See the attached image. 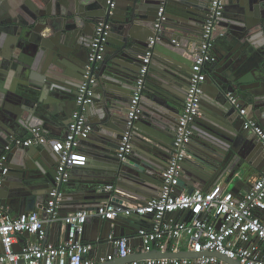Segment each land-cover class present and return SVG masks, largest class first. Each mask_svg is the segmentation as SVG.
Here are the masks:
<instances>
[{
	"label": "water",
	"instance_id": "95a60500",
	"mask_svg": "<svg viewBox=\"0 0 264 264\" xmlns=\"http://www.w3.org/2000/svg\"><path fill=\"white\" fill-rule=\"evenodd\" d=\"M107 1L0 0V153L10 134L26 136L37 126L52 131L60 141L56 148L50 137L44 144L18 148L13 162L19 166L9 167L2 186L7 194L0 195L7 205H18L14 208L18 215L40 212L48 203L93 34L103 20L111 23V33L93 64L97 82L91 104L98 103L102 110L77 148L71 177L60 186L65 193L61 203L70 204L72 211L94 209L100 204L99 185L108 183L115 184L117 204L119 199L147 202L162 189L209 0H167V19L154 46L141 100L145 128L137 132L140 123H135L134 148L126 160L118 157L117 149L127 130L142 56L155 36L162 0H112V7ZM220 33L216 44L221 53L217 50L216 61L206 68L201 113L193 124L195 161L183 168L179 180V187L189 192L207 190L222 180L224 187L232 183V190L239 192L246 165L255 169L251 177L264 173V167L253 163L256 157L264 159V139L243 127L244 118L229 99L230 94L238 97L249 117L264 129V0H226L216 36ZM157 71L159 81L150 76ZM94 222L99 234L91 242L101 256L115 252V241L133 237L141 227L135 217H97ZM55 226L63 229L58 221L46 227L48 234ZM202 255L223 258L217 252L153 249L99 264Z\"/></svg>",
	"mask_w": 264,
	"mask_h": 264
},
{
	"label": "built area",
	"instance_id": "2783aa9c",
	"mask_svg": "<svg viewBox=\"0 0 264 264\" xmlns=\"http://www.w3.org/2000/svg\"><path fill=\"white\" fill-rule=\"evenodd\" d=\"M107 2L109 6H113L112 0ZM166 7L167 0H162L155 23V36L149 38L147 50L142 56L136 89L128 110L127 130L117 149L121 160H126L133 152L132 129L142 116L141 100L154 55V46L160 38L159 32L163 22L167 19ZM225 8L226 0H210L208 4L200 43L194 54L184 108L174 136L173 155L163 175L160 195L144 203L136 202L126 206L121 202L120 205L117 204L115 184L108 183L98 187V192L109 194V198L94 211L97 217H149L151 226L140 227L133 237H122L115 241V252L98 259H90L87 256L95 250V244L83 240L90 212L81 210L65 217L59 214L65 194L60 186L71 177L74 151L92 131V126L87 120V110L94 102V87L97 82L93 64L105 51L111 33V23L103 20L95 28L89 63L85 67L83 82L77 92L72 119L61 142L60 160L48 203L40 212L31 211L21 215H14L6 206L0 207V239L5 247L4 253L0 254V263L99 264L133 254L136 250L132 241L137 238L143 241L141 252H150L156 243L162 251L217 252L222 254L223 258L220 259L217 255H202L193 259L162 257L136 260L130 264H232L227 263L225 258L237 259L241 264H264V173L252 183L249 190L243 192L229 189L227 186L230 184L224 187L223 180L204 191H179L183 163L189 158V145L194 135L193 124L201 113L206 68L216 61V39L220 36H216V33ZM229 99L237 107L239 115L244 118L243 127L264 139V129L249 117L247 107L242 105L236 96L230 94ZM48 138L40 126L32 128L26 136L14 133L8 136L0 153V189L9 170L11 152L16 148L44 144ZM58 221L65 225L67 237L58 243L47 242L46 227ZM25 233L33 236L35 241L24 247L21 252H16L14 245L17 237ZM21 260L23 262H20Z\"/></svg>",
	"mask_w": 264,
	"mask_h": 264
},
{
	"label": "crops",
	"instance_id": "0c3cea01",
	"mask_svg": "<svg viewBox=\"0 0 264 264\" xmlns=\"http://www.w3.org/2000/svg\"><path fill=\"white\" fill-rule=\"evenodd\" d=\"M209 2H210V0L208 1V3L207 4H209ZM208 8V7H207ZM207 13V12H206ZM227 28H229L227 25H223L222 27H221V29L222 30H225V31H227ZM202 31V30H201ZM223 33H225V32H223ZM221 36H222V34H220V36L219 37H217V39H220L221 38ZM216 39V40H217ZM218 45H219V43H217L216 44V46H215V52H217V50L221 53V51H220V49H219V47H218ZM252 55H254L253 53H251ZM161 56H165L163 53H161ZM258 57V56H257ZM150 76H151V78L153 77V78H155V80H158L159 81V76H161V73H159L158 71H157V73H152L151 72V74H150ZM148 80V79H147ZM148 82V81H147ZM147 88V87H146ZM185 90H186V92H187V87L185 88ZM201 102H202V100H201ZM100 110H102V107H100V105L98 104V103H96V104H94V105H90V107L88 108V110H87V120H88V122L91 124V126L93 125L92 124V122L94 121V122H97L98 120H97V115H98V113H99V111ZM200 116V115H199ZM140 119H141V121H140ZM139 120H138V122L140 123V128H137V132H142L143 130H144V128H145V124H144V122L142 121V117L140 118ZM43 128V127H42ZM92 128H93V126H92ZM44 129V128H43ZM44 131L46 132V134H47V136L48 137H50L51 138V147L52 148H56L57 146H58V144L60 143V141L57 139V137L54 135V134H51L52 133V131L50 132V133H48L45 129H44ZM67 131V130H66ZM250 131V130H249ZM253 132V131H252ZM28 135V134H27ZM6 141H7V139H6ZM62 142V141H61ZM194 141L192 140L191 141V143H190V145H189V158H187V161L188 162H186V160L184 161V163H183V168L185 167V169H188V168H190L191 166L189 165V163H190V161H192V162H194L195 161V156H194V153H195V148H194ZM193 145V146H192ZM4 146H5V144H4ZM4 146H3V149H4ZM133 146H134V144H133ZM3 151V150H2ZM17 153H18V148H16V149H14L12 152H11V155H10V160H9V167H11V166H19V164L18 163H15V162H13L14 161V159L15 160H17V158H16V155H17ZM77 155H78V150L76 149L75 151H74V157L76 158L77 157ZM85 155H86V153H85ZM58 156H59V158H58V160L60 159V153L58 154ZM87 156V155H86ZM257 159L256 160H254V165H256V166H261V167H264V159L263 158H261V157H256ZM75 163V162H74ZM135 163V162H134ZM245 168V167H244ZM10 169V168H9ZM246 169H248V171L246 172L245 171V174H244V176H243V179H242V184H240V186H241V191L243 192V191H247V190H249L250 189V187L252 186H250V183L252 182H254L257 178H255V177H251L250 175H251V172H254L255 171V169L252 167V166H248V165H246ZM183 173H184V171H183ZM182 173V174H183ZM219 183H221V182H219ZM218 184V183H217ZM216 185V184H215ZM233 184L231 183L229 186H227L229 189H232L233 188ZM211 188V187H210ZM194 190H203V189H198V188H196V189H194ZM179 191L180 192H188V190L187 189H185V188H182V187H179ZM204 191V190H203ZM160 192H161V190L160 191H158L156 194H158V195H156L155 197H158L159 195H160ZM2 193V194H1ZM5 194H7V190H5V188H2L1 190H0V195H2V197L5 195ZM98 196H99V198H100V204H102V203H104V201H106L109 197H108V195H106V194H101L100 195V193L98 192V189H97V193H96ZM0 198V207L1 206H6V207H8L10 210H11V212L14 214V215H18L16 212H15V209L14 208H16V209H18L19 207H18V205H16V204H13L12 206H10V205H7L6 203H7V201H6V199L5 198ZM120 198V197H119ZM120 201H121V203L122 204H124V205H129L130 203H132V202H128V201H125V200H122V199H119ZM146 202V201H145ZM6 205H5V204ZM134 203V202H133ZM136 203V202H135ZM137 203H140V202H137ZM144 203V202H143ZM100 204L99 205H96L95 206V208L94 209H91V210H87V211H89L90 212V215H89V219H88V222H87V228H86V231H85V234H84V237H83V240L84 241H86V242H91V239H93V238H95V237H97V235L99 234V228H98V225L96 224V222H94V220L97 218V216L95 215V213H94V211L98 208V206H100ZM94 205V204H93ZM93 205H92V207H93ZM61 208V210L59 211V214H60V216L61 217H65L66 215H68V214H70V213H73V212H76V211H72V209H71V207H70V204H66V205H64V204H62V206L60 207ZM78 211H81V210H78ZM263 218H264V214H263ZM136 221L138 222V224L141 226V227H150L151 226V224H150V219H149V217H142V218H140V219H136ZM63 224V223H62ZM137 233V232H136ZM135 233V234H136ZM67 236H66V227H65V225L63 224V229L61 230V231H58V229H57V227L55 226L54 228H53V230H52V232L51 233H49L48 234V236H47V242H50V243H58V242H60V241H62V240H64L65 238H66ZM35 241V238L33 237V236H30V235H28V234H22V235H19L18 237H17V240H16V243H15V245H14V249H15V251L16 252H21L23 249H24V247H26L27 245H29L31 242H34ZM132 246L135 248V250H136V252H140V247H141V241H140V239H137V238H135L133 241H132ZM159 246L158 245H156L155 246V248L156 249H159L158 248ZM4 251H5V247H4V245H3V242L0 240V254H2V253H4ZM101 251L100 250H98V248H97V246L95 245V250L89 255V256H87L88 258H94V259H98L100 256H101ZM112 252H110V253H107L106 255H109V254H111Z\"/></svg>",
	"mask_w": 264,
	"mask_h": 264
},
{
	"label": "clouds",
	"instance_id": "9594fccd",
	"mask_svg": "<svg viewBox=\"0 0 264 264\" xmlns=\"http://www.w3.org/2000/svg\"><path fill=\"white\" fill-rule=\"evenodd\" d=\"M156 245H157V244L155 243L153 249H156V248H155ZM153 249H152V250H153ZM152 250H151V251H152ZM158 250H160V249H158ZM151 251H150V252H151ZM161 251H162V250H161ZM135 252H136V251H135ZM140 252H141V251H140ZM146 259H147V258H146Z\"/></svg>",
	"mask_w": 264,
	"mask_h": 264
},
{
	"label": "flooded vegetation",
	"instance_id": "af4514ba",
	"mask_svg": "<svg viewBox=\"0 0 264 264\" xmlns=\"http://www.w3.org/2000/svg\"><path fill=\"white\" fill-rule=\"evenodd\" d=\"M94 35V34H93Z\"/></svg>",
	"mask_w": 264,
	"mask_h": 264
}]
</instances>
